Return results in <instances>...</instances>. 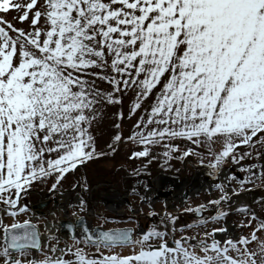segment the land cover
Returning <instances> with one entry per match:
<instances>
[{
  "label": "snow or ice",
  "instance_id": "6c2138e0",
  "mask_svg": "<svg viewBox=\"0 0 264 264\" xmlns=\"http://www.w3.org/2000/svg\"><path fill=\"white\" fill-rule=\"evenodd\" d=\"M107 107L116 109L108 152L130 141L140 147L129 159H155L152 147L162 146L165 158L196 155L203 165L196 149L204 148L210 176L229 161L264 160V0H0V264H264L257 201L232 206L233 195L252 190L246 184L264 180V163L241 165L242 179L229 172L226 181L239 186L215 184L221 195L207 202L215 210L185 208L195 218L179 226L166 211L160 227L97 235L77 217L79 234L60 246L57 232L20 220L34 183L57 190L107 154L92 131ZM137 112L123 136L124 119ZM177 140L190 146L180 150ZM82 181L73 188L86 191ZM77 200L84 211L87 201ZM258 203L264 210V197ZM230 213L241 218L229 221Z\"/></svg>",
  "mask_w": 264,
  "mask_h": 264
},
{
  "label": "rangeland",
  "instance_id": "374dc122",
  "mask_svg": "<svg viewBox=\"0 0 264 264\" xmlns=\"http://www.w3.org/2000/svg\"><path fill=\"white\" fill-rule=\"evenodd\" d=\"M102 87H107V85H102ZM132 93L129 92L128 96L124 98V112L125 114H127L129 108H130V103H131V99H132ZM151 103V100L147 101L145 103V107H147L149 104ZM116 111V109H113L111 107H107V108H102L101 109V113L100 115L97 117L96 121L94 122L92 131L93 134L96 137L97 140V144L98 147L100 149H103L107 154L100 156L98 158H95L89 162L86 163V165L82 168H80L75 175H67V177L61 181V183L59 184L60 186L63 185L65 187H68L72 184V179L76 178V179H80L81 182V175L83 169L88 168L90 165L93 164V166H91L89 168L90 170V174L91 173H99L101 174V176H104L103 179H101L100 177V183H96L95 182V177L93 179L92 176L89 177L88 180V189L82 190V195L84 197L87 196V198H90L89 205L93 203L94 205V210L97 212L93 215H88L87 210H88V202L87 205L84 208V211H77L76 207H72L70 208V210H67V212L71 213V212H76V214L79 216V214H85L88 219H91V225H99L101 227L104 228H110V227H115V226H123V225H136L135 220L133 221H129L127 220V217L120 215L119 218L115 217V216H107L106 214H108V202H106V200L103 199V195H105V193L109 192H117L120 193L122 191L121 187H119V185L117 186L116 184L114 185L112 182H108L111 181V179L116 176V177H120V176H124L127 175V171H133L135 168H140L141 171L143 172H152L154 170H163V169H167L168 166H172V167H178L181 165V161L182 158L179 156V152L173 153L172 158L168 159L165 158L163 156V152H164V148L162 146H154L152 147L151 150V155L156 157L155 159H150L147 157H141V158H133V159H129L130 154L133 151L139 150L138 145H136L133 142H122L119 144L117 150L115 153H111L108 152L106 145L108 143L111 142V138L115 133V129L113 127V123H114V117H113V112ZM139 116V112H137L136 115L132 116L131 118H126L124 119L123 123H122V133L123 136H128L130 135L131 131H132V126L135 123L136 119ZM174 143H178L180 146V150H183L184 148L190 146L186 141L183 140H177L174 141ZM220 147L219 143H217L215 145L216 150H218ZM200 149V150H199ZM197 151H199L201 153V155L203 156V159L207 162L209 159H211V157L207 154L206 150L204 148H198L196 149ZM202 150V151H201ZM242 151L244 149H241ZM197 157L200 158L196 155H190V157ZM112 157H113V162H112ZM189 159V158H188ZM194 159V158H193ZM254 160H257L256 158H253ZM231 162V161H229ZM96 163H102L99 164L98 166H96ZM112 169V173L111 172ZM118 170V171H117ZM117 172V175L116 173ZM114 174V176L112 175ZM97 181V180H96ZM95 182V183H94ZM258 183V182H257ZM260 183H264L260 180ZM51 181L49 180L46 183H34L33 184V188L32 190L29 191L28 196L25 198V202L28 203L31 206V211L29 213L26 214H21L19 216L20 220H24V219H29L33 216H35V220H33L37 225H39V228H41V230H44L45 228V224L46 221L49 220L51 218L52 221L54 222H59L62 219L66 218L65 212H58L56 211V208L54 207L56 202H54V198L55 199H62L64 198L65 202L68 201H73V195L70 194V196H72V198H68V197H59L57 195L52 196L53 194H47L45 196V192H46V187L47 185H50ZM90 184V186H89ZM261 184H259V188H261ZM249 186V184H247ZM252 185V184H251ZM264 185V184H263ZM233 188L238 187L239 185H235L232 183ZM65 187H60V188H65ZM258 188V189H259ZM46 189V190H45ZM261 190V189H260ZM259 190V191H260ZM262 193H264V189L261 190ZM110 193V194H111ZM89 194V195H88ZM220 194V192H216V195ZM261 194V193H260ZM112 195V194H111ZM69 196V195H68ZM264 197V195H262ZM217 197V196H215ZM205 198H208L205 197ZM209 198H212L211 196H209ZM261 198V197H260ZM198 201V200H197ZM202 201V199H201ZM259 199L257 200L256 203V207L258 210H261L259 208V203H258ZM122 202V201H121ZM138 202V198L132 197V203L133 207L137 206ZM107 203V206L106 204ZM127 203V201H126ZM39 205H42L41 207ZM149 204H147L145 207H143V209L148 210ZM238 204L236 203H232V206L235 207ZM142 206V205H141ZM183 206H187L186 204ZM127 205L125 204V201L121 204H119L118 208L115 209V211L121 212V213H127ZM156 209H157V220L156 221H152L150 222L149 227H160L161 226V218L162 215L164 214L162 211L166 210L164 209V205L160 202L159 204L156 205ZM180 209V208H179ZM55 210V212L53 211ZM173 212V214H178L180 211L176 209L171 210ZM264 212V210H261ZM54 213V215H53ZM67 213V214H68ZM113 214V213H112ZM117 214V213H116ZM263 214V213H262ZM121 216L123 217L122 219ZM77 217V216H76ZM73 215L71 216V218H69L70 220L73 221ZM241 218L239 213H231L228 216V220L229 221H239V219ZM11 218H9L10 220ZM32 219V218H31ZM177 226H179L180 224H184V221H182L181 219H178L176 222ZM190 233L193 232H197V231H203V229H189L188 230ZM236 231H239L238 229ZM246 231V230H245ZM177 235H180L179 232H177ZM61 242V240H60ZM51 243H56L55 240L51 241ZM88 252H93L94 248L92 246L88 247ZM118 251H121V249H117ZM102 251H107L106 249H102ZM122 251L124 252H128L129 248L125 247L124 249H122ZM40 255V253H38V256Z\"/></svg>",
  "mask_w": 264,
  "mask_h": 264
},
{
  "label": "bare ground",
  "instance_id": "6f19581e",
  "mask_svg": "<svg viewBox=\"0 0 264 264\" xmlns=\"http://www.w3.org/2000/svg\"><path fill=\"white\" fill-rule=\"evenodd\" d=\"M248 196L249 195H247V194L242 196L241 200H244L246 203H249L251 201V198L248 197ZM62 203H63L62 201H59L57 203L56 207H58V210H60L59 209L60 207H64V205ZM110 204L111 205L109 207L111 209H115L116 208V204H112V203H110ZM44 228H45V232H46V229H50L52 232H54L57 229V225L54 222L52 223L51 221H48ZM42 238H43V240H47V236H43Z\"/></svg>",
  "mask_w": 264,
  "mask_h": 264
},
{
  "label": "water",
  "instance_id": "95a60500",
  "mask_svg": "<svg viewBox=\"0 0 264 264\" xmlns=\"http://www.w3.org/2000/svg\"><path fill=\"white\" fill-rule=\"evenodd\" d=\"M100 231H101V230H100ZM100 231H99V232H100ZM105 231H107V230H105ZM99 232H98V233H99Z\"/></svg>",
  "mask_w": 264,
  "mask_h": 264
},
{
  "label": "flooded vegetation",
  "instance_id": "af4514ba",
  "mask_svg": "<svg viewBox=\"0 0 264 264\" xmlns=\"http://www.w3.org/2000/svg\"><path fill=\"white\" fill-rule=\"evenodd\" d=\"M140 217H142V216H140ZM145 224H147V223H145Z\"/></svg>",
  "mask_w": 264,
  "mask_h": 264
}]
</instances>
